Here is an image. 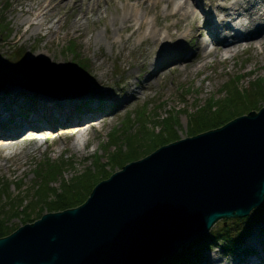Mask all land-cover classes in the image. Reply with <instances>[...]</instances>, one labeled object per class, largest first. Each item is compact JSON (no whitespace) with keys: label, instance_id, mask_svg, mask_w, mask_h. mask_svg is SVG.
<instances>
[{"label":"rangeland","instance_id":"obj_1","mask_svg":"<svg viewBox=\"0 0 264 264\" xmlns=\"http://www.w3.org/2000/svg\"><path fill=\"white\" fill-rule=\"evenodd\" d=\"M178 1L183 2L184 0ZM237 1L243 2V0ZM27 2L29 0H0V60H6V63H0V92L10 91L12 88H15L16 91L5 97L6 107L14 109L21 101L22 104H25L31 96L36 95L33 91L22 89L18 84L19 80L14 84L13 79L18 77L23 80L34 73L42 72L46 67L51 66V59L54 58L56 61L63 60L66 67L61 68L71 69L79 79L84 80L85 86L78 85L79 88L69 93L71 96H65L61 99L51 98L61 101L68 98H78L89 91H94L103 96L100 103H104L102 107L107 112L101 113L102 120L95 121V127L88 133L86 145L80 150L70 147L74 133L59 138L58 134L52 135V133L44 131L48 134L47 138L40 140L38 147H33L36 139L27 138L23 140L24 151L28 154L24 156L27 161L22 166L24 170L11 174L4 166H1L0 169V188L3 181L9 183L6 193L0 194V214L4 215L1 222L8 228H17L24 223L32 222L46 212L61 210L62 208L59 207L49 211V203L43 198L56 200V192L63 189L60 186L63 180L73 182L75 181L74 175L78 173L88 174V176L96 174L100 178L101 175L109 176L114 171L119 170L118 166L109 163V160L112 159L111 155L121 154L122 149L128 150L123 136L125 127L128 126L126 130L129 133L136 131L138 133L142 130L141 112H143L142 116L145 117L143 119L147 120V128L153 133L158 131L162 124L160 122L155 128L152 126L153 121L150 120L154 118L155 114H159L160 117L172 115L171 122L174 128L172 136L178 140L192 136L195 132L199 133L206 130L204 126L191 127L189 119L190 113H193L197 106L203 105L210 97L220 103L223 102L227 111L234 105L233 103L228 105L229 95L223 88L226 84V88L233 82L237 88L246 90V92L247 90L252 91L253 94L251 95L256 101L254 103L253 99V103L256 106L250 110L257 111L264 106V78H261L264 77V50L259 51L260 49H258V52H255L251 47L241 49L238 54L232 58H227L225 62L216 61L209 56L206 59L208 64L198 71H193V67L198 64V59H188L185 62L170 64L171 67L158 78L146 80V74H143L142 71H138V75L135 73L140 68L133 64L135 54L145 43H139L138 36L134 35L130 44L134 51L129 52L125 48L120 49L119 35L122 37L129 35V30L123 29V23L119 19L113 18L115 12L119 13L121 10V0H115L114 4L102 1L98 14H92L90 20L81 19L82 28L79 32L68 31L64 33L62 29L58 36L49 37L46 31L41 30L39 35L21 39L15 36L14 20L22 17L17 8L22 4L26 5ZM14 5H16L15 11L12 10ZM206 6L200 3L203 13L209 12ZM139 11L138 17L147 21L146 28L149 29L155 13L151 12L144 15L142 10ZM169 11L165 1H161L157 5L156 14L160 23H173L176 20L175 16L165 17ZM217 18L218 15L214 17L215 21ZM74 19V14L68 13L65 23L68 24ZM160 31L164 33V29ZM3 39L6 40L3 41ZM71 40L76 42L78 54H74L66 48ZM185 41L188 50L201 55L203 48L196 49L193 38L187 37ZM11 45L23 49L26 60L24 65L27 67L25 70L16 69L7 64L8 60L15 57V52H11ZM129 72H132L131 83L128 91H126L122 85ZM97 81L100 84H95ZM248 95L251 97L250 93ZM233 108L235 112H242L240 115L248 112V108L241 104L238 108ZM111 133L118 138L115 142L112 141L111 144H107L111 138ZM163 135L166 136L165 138H173L172 136L169 137L167 133ZM133 137H137L138 140L137 159L153 151L149 148L151 142L144 136L141 138L140 135H134ZM120 142L121 145H119ZM98 155L100 163L98 162ZM48 159L50 160L49 163L55 161L54 163L60 169L52 179H49L48 185L52 188H47L43 194L40 191H34V185L39 182L37 179L40 169H44L45 164L42 165V163ZM105 162H107L106 166H100ZM67 182L66 184H68ZM85 187L88 186L83 184L80 188ZM85 193L87 195V192ZM253 212L254 209L246 215L244 220H238L236 217L217 219L209 230L213 234L221 231L223 225L228 226L227 237L232 236L233 239L237 240L238 234L245 232L247 221L254 218ZM263 235V225L252 226L245 235L243 243L238 245L237 249L234 248V251L225 249V241L224 244L222 242L207 243L202 247L203 249L198 251L196 264H206L208 254H213L214 264H243L241 260L248 258L252 259L251 262L255 264H262L259 256L244 254L243 250L249 246L247 245L248 240L252 243L250 246H255L254 249L262 246L260 237ZM199 237L181 244L174 256L187 253L191 246L200 239Z\"/></svg>","mask_w":264,"mask_h":264},{"label":"water","instance_id":"obj_2","mask_svg":"<svg viewBox=\"0 0 264 264\" xmlns=\"http://www.w3.org/2000/svg\"><path fill=\"white\" fill-rule=\"evenodd\" d=\"M71 73L48 67L24 87H73ZM263 201L264 106L163 144L97 182L81 205L20 225L0 237V264H157Z\"/></svg>","mask_w":264,"mask_h":264},{"label":"bare ground","instance_id":"obj_3","mask_svg":"<svg viewBox=\"0 0 264 264\" xmlns=\"http://www.w3.org/2000/svg\"><path fill=\"white\" fill-rule=\"evenodd\" d=\"M102 1L115 3V0H29L26 5L22 4L17 8L22 17L14 20L15 36L21 39L29 38L39 35L41 30L46 31L49 37L58 36L62 29L64 33L79 32L82 28L81 19L90 20L92 14H98ZM121 1V10L119 13L115 12L113 18L123 23V29L129 30V35H119L120 49L125 48L133 52L130 44L134 35L138 36L139 43H145L135 54L133 64L140 68L135 73L138 75V71H142L146 74V80L156 79L171 67L170 64L185 62L188 59H198V64L193 67V71H198L208 64L206 59L209 56L216 61L225 62L241 49L251 47L255 52H258V49L264 50V0H243L242 3L237 0H203L205 5L213 8L218 14L216 21L213 16H204L199 10L200 0ZM161 1H165L170 9L165 17H176L173 23L159 22L156 7ZM12 10H16V5ZM139 10H142L144 15L155 13L149 29L146 28L147 21L138 17ZM68 13H73L75 19L66 24ZM161 29H164V33ZM187 37L194 39L196 49L203 48L201 55L188 50L185 41ZM229 39L231 43L228 42ZM185 54L187 57L184 58ZM50 65L66 67L63 60L56 61L54 58L51 59ZM131 76L132 72H129L124 79L122 86L126 91L130 87ZM19 79H13V83ZM50 82L53 86H44V89L55 94V91L50 89L59 90L55 83ZM98 83L100 84L99 81L95 82ZM14 92L15 88L0 92V169L4 166L11 174L23 171L22 166L27 163L24 156L28 154L24 151L23 140L36 139L33 147H38L39 141L47 138L48 134L44 131L52 135L58 134L59 138L74 133L70 147L80 150L86 145L88 133L95 127V121L102 120V114L107 112L102 107L104 103H100L103 96L94 91L61 101L40 93L31 97L30 102L25 103L21 111L16 108L8 109L5 97ZM260 241L262 246L254 249L255 246H250L252 243L248 240L247 248L254 252L248 254L259 256L264 264V235L260 237ZM251 261L250 258L241 260L243 264H255ZM214 263L213 254H208L206 264Z\"/></svg>","mask_w":264,"mask_h":264},{"label":"trees","instance_id":"obj_4","mask_svg":"<svg viewBox=\"0 0 264 264\" xmlns=\"http://www.w3.org/2000/svg\"><path fill=\"white\" fill-rule=\"evenodd\" d=\"M68 49L72 53L78 54L77 46L75 42L71 41V43H68ZM11 52H15V57L8 60L7 64L15 68L21 67L23 63L25 62V57H24L22 48L15 47V49L13 48ZM0 63H6V60L2 59L0 60ZM226 85L223 88H225L224 91H227L229 95L228 97L229 101H227L228 105L230 103L231 104L233 103L234 105L231 106V108L227 111L224 108L226 106L224 105L223 102L220 103L218 102V100H213L210 97L203 105L197 106L193 113H190L189 123L191 124V127L198 128V127L204 126L206 130H209L211 128L212 129L217 128V126H220L226 123L227 121L231 120L232 118L236 116H239L240 113H242V112H235L233 107L238 108L241 104L242 106L247 107L249 111L250 109H252V107L256 106L254 104L256 102L254 99V96L251 95L253 94L252 91L247 90V92L246 91L242 92L239 88H237L235 84H233V82L230 85H228L227 88H226ZM260 90L261 89L259 88V91ZM248 93H250L251 97H249ZM253 99H254V103H253ZM142 113L143 112H141V115H140L142 119V120L140 119V122L143 121L142 126H141V129H142L141 131H139L138 133H136L137 131L134 133H129V131L126 130L128 126L125 127L123 130L124 132L123 136L127 143L126 146L128 150L122 149L121 154H117L113 156L111 155L112 159L109 160V163L113 164L114 166H118L119 169L127 162L135 160L138 157L137 156L138 140H137V137H133L134 135H138V136L140 135L141 138L142 136H144L145 139H148V141L151 142V145H149L150 146L149 148L151 150H155L156 147H159L169 141L172 142L176 139L174 136H172L174 132V128L171 122L172 115L160 117L159 114H155L154 118L150 120V121H153L152 126L155 128L159 125L160 122H162V124L159 130L153 133L152 130H149L147 128V120L143 119L145 117L142 116ZM165 133H167L169 137L172 136L173 138L171 139L165 138L166 136L163 135ZM195 133L197 134V132ZM195 133H193V135H195ZM110 137L111 138L108 141L109 143L107 144H111L112 141L115 142L116 139L118 138L116 135H113V133H111ZM119 145H121V142ZM49 161L50 160L48 159L47 161L45 160L42 163V165L45 164L44 169L42 170L40 169V172L38 173L37 180H39V182L36 185H34L35 186L34 191L35 190L40 191L44 194L47 188H52L51 186L48 185L49 179H52L55 176V174L59 171L60 167L56 163H54L55 161L52 163H49ZM98 162L100 163L99 155H98ZM106 164L107 162L100 164V166L104 167L106 166ZM105 177L107 178L108 176L101 175L100 178H98L96 174L95 175L90 174L88 176V174L84 175V173H78L74 175L73 177L75 181L73 182H67V180L62 181L63 183L60 186H62L63 189L58 190V192H56L55 194L56 200H50L46 198H43V199L44 201H47V203H49V207H50L49 211L51 209H55L59 207H61L62 210H64L67 208H73V207L79 206L86 200V198L88 197V194H90V191L92 190L94 185L100 180L105 179ZM65 181L68 184H66ZM83 184L88 187H85L83 189L80 188L82 187ZM8 187H9V183L5 182L3 186L0 188V194H3L4 192L6 193ZM83 190H86V191H83ZM85 192H87V195ZM253 213H254V218L251 221H247L246 226H245V232L244 233L242 232L243 234L242 233L238 234L237 240L233 239L232 236L231 237L229 236L230 238L227 237L228 226L223 225V229L221 231L213 233V234L211 233L212 231H209L205 236L198 239L196 243L191 246V249H189L187 253L173 256L170 259L162 263H158V264H196L198 253H199L198 251H200L201 248L205 244L210 243V242H222L224 244V241H225V244H224L225 249L234 251V248H236L238 240L241 243L242 238L247 234V232L250 231L252 226L261 224L264 227V201L261 206L254 208ZM3 218H4V215L0 214V237L6 236L16 229V228H8L7 226H5L1 222ZM236 218L238 220H244L246 216L236 217Z\"/></svg>","mask_w":264,"mask_h":264}]
</instances>
